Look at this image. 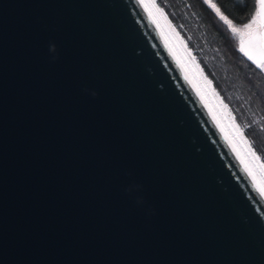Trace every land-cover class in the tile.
<instances>
[{
	"label": "water",
	"instance_id": "1",
	"mask_svg": "<svg viewBox=\"0 0 264 264\" xmlns=\"http://www.w3.org/2000/svg\"><path fill=\"white\" fill-rule=\"evenodd\" d=\"M253 181L140 0H0V264H264Z\"/></svg>",
	"mask_w": 264,
	"mask_h": 264
},
{
	"label": "trees",
	"instance_id": "2",
	"mask_svg": "<svg viewBox=\"0 0 264 264\" xmlns=\"http://www.w3.org/2000/svg\"><path fill=\"white\" fill-rule=\"evenodd\" d=\"M177 27L252 148L264 163V71L244 56L221 18L203 0H157ZM217 12L239 25L256 0H211Z\"/></svg>",
	"mask_w": 264,
	"mask_h": 264
},
{
	"label": "rangeland",
	"instance_id": "3",
	"mask_svg": "<svg viewBox=\"0 0 264 264\" xmlns=\"http://www.w3.org/2000/svg\"><path fill=\"white\" fill-rule=\"evenodd\" d=\"M203 1L217 13L218 17L221 18V15L217 12V9L213 6L211 0ZM140 2L160 33L162 39L182 67L185 75L190 80L205 107L229 141L233 150L238 155L248 172H251V177L253 180L255 179L258 188L264 186V169H261L260 167V165H264V163L252 148L248 138L244 134L243 128L235 119L227 104L223 101L210 79L202 71L177 27L169 19L167 13L157 0H140ZM255 15L256 11L251 18L243 24L236 25L231 22L235 28L241 30L239 33H234L224 20L221 19V21L229 33L236 39L239 50L241 48V39L243 38L245 51L253 57V59L250 60L264 71V56L261 54L259 41L252 39L260 33L261 28L259 22L254 24L251 29L244 28V25L250 23ZM241 53L249 59L248 55H245L244 52Z\"/></svg>",
	"mask_w": 264,
	"mask_h": 264
},
{
	"label": "snow or ice",
	"instance_id": "4",
	"mask_svg": "<svg viewBox=\"0 0 264 264\" xmlns=\"http://www.w3.org/2000/svg\"><path fill=\"white\" fill-rule=\"evenodd\" d=\"M221 19L224 20V22L229 26V28L232 29L234 33H239L241 30L235 28L231 21L227 20L224 16H221ZM259 22V26L261 29H264V0H257V12L256 15L253 16L252 21L250 23H247L244 25L245 29H251L254 24ZM252 39L259 41V45L261 48V54L264 56V31L260 32L257 34V36L253 37ZM241 52H244L245 55H248L249 59H253L252 55H250L247 51H245L244 48V40L243 38L241 39ZM254 156V153H253ZM261 169H264V165H260ZM251 175V172L249 173ZM254 184L256 183L254 179ZM259 191L261 192L262 195H264V186L259 187Z\"/></svg>",
	"mask_w": 264,
	"mask_h": 264
},
{
	"label": "clouds",
	"instance_id": "5",
	"mask_svg": "<svg viewBox=\"0 0 264 264\" xmlns=\"http://www.w3.org/2000/svg\"><path fill=\"white\" fill-rule=\"evenodd\" d=\"M50 50H52V49H54L55 48V46L54 45H50ZM93 95H95V93H93Z\"/></svg>",
	"mask_w": 264,
	"mask_h": 264
},
{
	"label": "bare ground",
	"instance_id": "6",
	"mask_svg": "<svg viewBox=\"0 0 264 264\" xmlns=\"http://www.w3.org/2000/svg\"><path fill=\"white\" fill-rule=\"evenodd\" d=\"M151 19V18H150ZM187 77V76H186ZM189 80V79H188ZM190 81V80H189ZM190 84H191V82H190ZM192 85V84H191ZM193 87V86H192ZM194 88V87H193ZM195 90V89H194ZM197 93V92H196ZM199 96V95H198ZM204 104V103H203ZM210 113V112H209ZM212 116V115H211ZM214 119V118H213ZM238 156V155H237ZM240 159V158H239Z\"/></svg>",
	"mask_w": 264,
	"mask_h": 264
}]
</instances>
